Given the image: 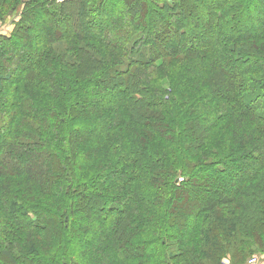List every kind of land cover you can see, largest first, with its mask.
Masks as SVG:
<instances>
[{"label": "trees", "instance_id": "obj_1", "mask_svg": "<svg viewBox=\"0 0 264 264\" xmlns=\"http://www.w3.org/2000/svg\"><path fill=\"white\" fill-rule=\"evenodd\" d=\"M119 1L9 8L22 13L0 39V62L15 41L30 52L0 109V264L264 260V0H207L205 24L195 17L204 0H127L110 21ZM30 6L50 20L35 26ZM108 92L104 113L92 105L83 122L105 124L78 146L79 159L76 111L88 94ZM198 176L214 198L201 193V208L170 217L205 187ZM80 210L103 228L95 245L71 236Z\"/></svg>", "mask_w": 264, "mask_h": 264}, {"label": "rangeland", "instance_id": "obj_2", "mask_svg": "<svg viewBox=\"0 0 264 264\" xmlns=\"http://www.w3.org/2000/svg\"><path fill=\"white\" fill-rule=\"evenodd\" d=\"M19 0H0V39H2L1 37H8L11 35V33L14 30L15 24L16 22L19 20L21 13H22V8H16V11L10 9L11 7H13L16 2ZM58 1H62V0H58ZM253 2H256V0H252ZM39 2V1H38ZM131 1H127V0H120L118 2L117 8L115 10H113V12L107 16L109 18L110 21L112 20H116V19H120V15L121 12H123V7L122 6H130L132 3H130ZM203 6L200 7V5L198 6V8H195V17H197V20L202 22V24L206 23V13L208 12V8L210 6V4L207 2V0H204V2L202 3ZM45 6V5H44ZM44 6H42L41 8H43ZM50 6V4H49ZM45 12V8L42 9H38L36 8H31V6L29 7V10L26 12L28 13V15H32L33 18H35V26H39V24H45V21L50 20V16H48L47 14L44 13ZM249 13V11H247ZM250 14V13H249ZM253 15V14H251ZM70 21H68L67 23H69ZM71 23V22H70ZM63 24V23H62ZM72 24V23H71ZM33 24H31L29 27H31L34 31H28L32 33L33 37H40V34L38 32V30H35V27ZM27 27V26H26ZM60 27V25H59ZM20 42V41H19ZM18 41L13 44L8 46V48L4 49V51L8 54V57L6 58L5 62H0L4 64L3 66H0V76L2 78L6 77L7 75L10 76L9 79H7L6 81H4L2 88L0 89V109L2 111L8 110V106L10 104V101L13 98L12 93L10 92V89L15 85V83L17 82V77L19 76L20 73L23 72L24 68L27 67V63H24L22 59H26L27 55L29 54L30 51L27 50L26 48V43L24 42L23 46L21 47V45H19ZM21 43V42H20ZM14 51L16 52L17 50L22 53L23 57L21 56V58L18 59L15 58V55H9V51ZM17 53V52H16ZM21 55V54H20ZM14 58V59H13ZM13 60L14 63L11 61ZM1 61V59H0ZM256 61V60H255ZM8 62V63H7ZM193 69V68H192ZM192 71V70H190ZM152 75L151 72L147 73V76ZM105 78V77H104ZM156 78V76L154 77ZM106 79H103L102 81H98L100 82H105ZM92 81L89 82V87H90V83ZM156 85V84H155ZM84 87V88H83ZM81 88H77L76 92L77 93H81L80 95H82L84 93V89H88V87L85 85ZM165 87V86H164ZM83 88V89H82ZM166 88V87H165ZM81 90V91H80ZM74 92V93H76ZM85 94V93H84ZM83 94V95H84ZM109 92L103 96H99L96 94H88L86 99H85V103L84 104V108H82L80 111H76L75 114V121L76 123L74 125H76L77 127L75 128L77 130V135L73 138V143H72V148L73 150H75V155L78 156V158L82 157V154H80V151L78 149L79 145H82L84 142L90 141V131L91 130H99L102 129L104 127L105 121L100 119H97L95 121L89 122V121H85L86 124L84 125L83 122L85 120V118L89 115L90 110H92V108L90 106L94 105L93 108L96 109L97 112H99L100 115H102L104 113L105 107L106 105H109L111 99L109 96ZM2 112L0 111V115L4 116V114H1ZM5 126L4 128L0 129V137L2 136V134L5 133ZM2 138H0L1 140ZM263 137H260L259 142H263ZM77 158V160H78ZM79 158V159H80ZM14 163V158H7L6 163L7 165ZM198 180L197 182H204L205 187H201L199 186L198 188H196L195 186L190 190L189 193H187V198L183 200L184 204H187L186 208H183L180 211H177L175 209V207L170 208L169 210V216L172 217L173 215H175V217L177 218V220L179 221L180 218L184 217L185 214H191L193 213L196 209L201 208V206L203 205L202 203V198L200 197V194L203 193L204 195V200H206L207 198H214L213 196V191L214 189L212 188V182L208 181L209 177L208 176H203L200 177L198 176ZM14 184L16 185L17 183L14 182ZM233 185V182H231V180H228V185H226V188L229 189V187ZM90 186V193L97 195L99 193L98 190L101 191V185L100 183H97L96 185H88ZM196 194V195H195ZM195 200H191L194 199ZM185 201V202H184ZM78 216H76V222H78L77 224V230L76 233H74L71 236H76L75 242L80 244L82 239L85 240V243L87 244H91V245H95V243L98 242V239L100 237V230H102L103 228L101 227V225L99 224V221L97 220V216L95 215V212L91 211L88 213V211H79ZM79 226V227H78ZM82 227L83 230H80L78 228ZM56 236H58V234H54ZM53 237V235H52ZM54 239V238H53ZM253 256H256L258 259V256L256 253H253ZM252 256V257H253ZM250 257V256H249ZM246 258V262L243 264H248V262L251 260L252 257L250 258ZM3 263V262H2ZM4 264V263H3ZM83 264H89V263H83ZM222 264H232L230 262V260H228L227 258H224L222 260ZM257 264H264V260H258Z\"/></svg>", "mask_w": 264, "mask_h": 264}, {"label": "built area", "instance_id": "obj_3", "mask_svg": "<svg viewBox=\"0 0 264 264\" xmlns=\"http://www.w3.org/2000/svg\"><path fill=\"white\" fill-rule=\"evenodd\" d=\"M258 260H259V259H257L256 256H253V257L251 258V260L248 262V264H257Z\"/></svg>", "mask_w": 264, "mask_h": 264}]
</instances>
